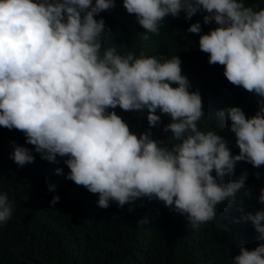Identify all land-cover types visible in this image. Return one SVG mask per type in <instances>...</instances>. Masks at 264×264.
I'll return each mask as SVG.
<instances>
[{
	"label": "clouds",
	"instance_id": "1",
	"mask_svg": "<svg viewBox=\"0 0 264 264\" xmlns=\"http://www.w3.org/2000/svg\"><path fill=\"white\" fill-rule=\"evenodd\" d=\"M115 7L116 0H0V126L22 132L41 159L67 157L65 178L98 194L100 208L115 202L132 212L138 199L157 200L199 231L214 220L218 204L234 203L241 189L250 196L247 172L225 181L237 163L264 166V9L246 7L244 0H123L145 41L149 33L159 35L169 15L183 12L190 20L201 12L205 25L214 22L206 34L199 23L187 31L200 34L199 49L209 54L210 65L224 66L232 85L261 98L250 118L240 107L226 109L239 149L233 155L224 137L198 127L201 94L190 91L178 56L146 57L144 50L139 57L121 55L111 47L101 54L103 33L111 30L95 17ZM117 107L147 110L149 128L131 132ZM158 111L171 120L162 129L169 133L165 140L152 134L161 123ZM11 143L9 158L18 167L34 162L31 149ZM48 190L55 192L56 185ZM59 200L53 195L50 204ZM257 201L264 205V188ZM12 212L8 194L0 193V225ZM242 219L251 222L261 243L252 250L241 247L233 264H264V208Z\"/></svg>",
	"mask_w": 264,
	"mask_h": 264
},
{
	"label": "trees",
	"instance_id": "2",
	"mask_svg": "<svg viewBox=\"0 0 264 264\" xmlns=\"http://www.w3.org/2000/svg\"><path fill=\"white\" fill-rule=\"evenodd\" d=\"M244 4L254 10L264 9V0H244ZM203 15L198 12L190 20L185 19L183 12L176 18L169 15L162 22L159 35L149 33L151 38L145 41L135 15L127 13L123 0H116L114 9L95 17H103L111 30L103 33L101 54L111 47L121 55L132 52L139 57L144 50L146 57L178 56L182 61L181 74L190 81V91L198 89L201 94L204 116L198 127L224 137L232 154L237 155L239 149L234 133L229 131L231 122L226 109L240 107L250 118L259 110L261 98L232 85L223 74V65L208 63L209 54L199 49V35L208 33L215 24L205 25ZM194 23L200 24V34L187 31ZM222 110L225 115L217 116ZM114 111L137 135L149 128L147 110L142 113L117 107ZM157 114L161 123L152 128L153 138L165 140L169 133L162 129L171 120L159 111ZM12 141L31 149L34 162L18 167L9 158ZM65 159H41L34 146L26 144L22 132L0 126V193H7L13 202L11 218L0 225V264H233L241 247L252 250L261 243L251 222H244L242 217L264 208L257 201L264 188V166L255 168L238 162L234 175L225 177V181H234L247 172L245 187L250 196L245 197L241 189L234 203L225 200L218 204L214 220L196 231L183 216L157 200L138 199L132 212L129 205L121 208L115 202H110L107 209L100 208L98 194L65 178L70 171ZM57 168L62 170L60 174ZM212 175L215 176L214 170ZM49 184L56 185L55 192L48 190ZM53 195L60 197L55 205L50 204ZM145 217L147 223H137Z\"/></svg>",
	"mask_w": 264,
	"mask_h": 264
}]
</instances>
